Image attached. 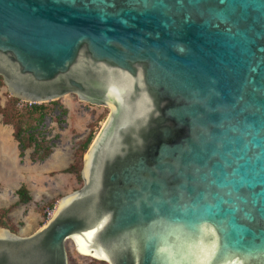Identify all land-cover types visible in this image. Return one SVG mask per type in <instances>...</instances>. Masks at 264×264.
<instances>
[{"label":"water","instance_id":"95a60500","mask_svg":"<svg viewBox=\"0 0 264 264\" xmlns=\"http://www.w3.org/2000/svg\"><path fill=\"white\" fill-rule=\"evenodd\" d=\"M13 97L108 108L82 185L0 264H264V0H0Z\"/></svg>","mask_w":264,"mask_h":264},{"label":"rangeland","instance_id":"374dc122","mask_svg":"<svg viewBox=\"0 0 264 264\" xmlns=\"http://www.w3.org/2000/svg\"><path fill=\"white\" fill-rule=\"evenodd\" d=\"M18 101L0 78V229L26 236L45 223L46 210L53 211L61 197L81 187L82 159L108 108L69 94L39 103L43 110L38 117L20 112L15 106ZM18 127L23 142L32 138L22 157L12 137ZM87 138L89 143L82 148ZM19 187L29 198L24 204L15 194ZM65 252L67 264H105L76 254L70 241Z\"/></svg>","mask_w":264,"mask_h":264},{"label":"trees","instance_id":"16d2710c","mask_svg":"<svg viewBox=\"0 0 264 264\" xmlns=\"http://www.w3.org/2000/svg\"><path fill=\"white\" fill-rule=\"evenodd\" d=\"M43 110V106L42 104H34L33 106L29 107V108H24V109H20V112H24L27 113L28 115H34V114H38V117H41V111ZM22 112V113H23ZM28 116V117H30ZM13 140L16 142L17 144V148H18V157H22V153L23 151L28 148L30 146V144L32 143V138L28 137L25 142H23L22 138L20 137V133H19V127L16 128V130L14 131V133L12 134ZM89 143V138H87L85 140V142L82 145V148H85L87 146V144ZM46 154H44L45 156ZM64 172H68V169L64 170ZM15 194L18 198V201L22 204L28 202L29 198L26 196L25 194V190L23 187H19L16 191Z\"/></svg>","mask_w":264,"mask_h":264},{"label":"built area","instance_id":"2783aa9c","mask_svg":"<svg viewBox=\"0 0 264 264\" xmlns=\"http://www.w3.org/2000/svg\"><path fill=\"white\" fill-rule=\"evenodd\" d=\"M34 104H36V103L19 100L15 106L18 110H20V109H24V108H29V107L33 106ZM51 214H52V210H46L45 211V220H47L51 216Z\"/></svg>","mask_w":264,"mask_h":264},{"label":"snow or ice","instance_id":"6c2138e0","mask_svg":"<svg viewBox=\"0 0 264 264\" xmlns=\"http://www.w3.org/2000/svg\"><path fill=\"white\" fill-rule=\"evenodd\" d=\"M201 264H207V260H206V259L203 260V261L201 262Z\"/></svg>","mask_w":264,"mask_h":264}]
</instances>
